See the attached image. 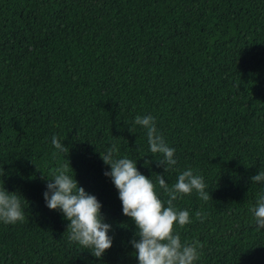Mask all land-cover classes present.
<instances>
[{
	"label": "trees",
	"instance_id": "obj_1",
	"mask_svg": "<svg viewBox=\"0 0 264 264\" xmlns=\"http://www.w3.org/2000/svg\"><path fill=\"white\" fill-rule=\"evenodd\" d=\"M138 115L175 149L167 172ZM113 144L165 206L158 176L170 187L188 169L204 178L207 202L195 192L174 201L192 217L176 227L181 241L203 246L196 264H264L250 211L264 194L250 179L264 171V0H0V189L26 216L0 221V264H138L137 227L104 175L100 153ZM64 164L111 225L101 258L69 241L70 221L46 206Z\"/></svg>",
	"mask_w": 264,
	"mask_h": 264
},
{
	"label": "clouds",
	"instance_id": "obj_2",
	"mask_svg": "<svg viewBox=\"0 0 264 264\" xmlns=\"http://www.w3.org/2000/svg\"><path fill=\"white\" fill-rule=\"evenodd\" d=\"M135 124L146 129L149 153L153 157L157 154L162 156L156 161L164 166L165 172L177 164L175 149L168 145L157 130L153 116L138 115ZM51 143L58 152H69V148L57 136L53 135ZM118 153V147L113 144L106 153L100 155L103 162L110 165V171H105L104 175L111 178L118 190L123 214L131 218L137 227L136 236L139 239L134 238L130 243L135 249L138 264H196L203 246L199 241H181L176 227L182 229L191 224L192 217L187 210H177L174 201L195 192L207 202L211 195L206 191L204 178L188 169L180 173L177 182L170 187L162 175L158 176L159 188L168 197L165 206V201L157 193V186L139 171L137 161L127 157L117 158ZM250 179L253 183L264 182V171H259ZM46 188L43 193L46 206L50 210L60 211L70 221L67 227L69 241L77 243L84 250L90 249L92 255L101 258L113 244V237L109 235L111 225L104 222L101 202L79 185L75 174L74 177L70 174L68 164L53 171ZM250 211L257 226L264 228V194L258 196L256 206ZM195 217L203 222L206 214L197 211ZM25 219V211L16 192L0 189V221L17 224L23 223Z\"/></svg>",
	"mask_w": 264,
	"mask_h": 264
}]
</instances>
